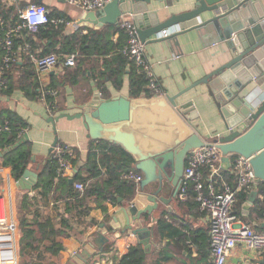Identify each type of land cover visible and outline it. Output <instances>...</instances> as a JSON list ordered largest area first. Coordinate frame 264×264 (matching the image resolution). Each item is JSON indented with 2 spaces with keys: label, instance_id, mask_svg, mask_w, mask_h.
Wrapping results in <instances>:
<instances>
[{
  "label": "crops",
  "instance_id": "0c3cea01",
  "mask_svg": "<svg viewBox=\"0 0 264 264\" xmlns=\"http://www.w3.org/2000/svg\"><path fill=\"white\" fill-rule=\"evenodd\" d=\"M1 2L6 8L13 7V12L17 15L14 23L8 24L6 29L14 27L18 23L20 10H24L29 4L39 3L45 6L50 18H64L69 21V24L65 22L51 23L54 26L61 25L62 28L61 34L54 36L56 41L61 42L64 36L75 31L83 35L92 30L109 32V38L113 43L119 42L122 44L117 49L118 52H121L125 44L126 35L123 30L118 29H121L120 25L116 28L112 25H103L96 28L92 26V22H87V20L80 23L81 18L87 11L69 4L66 0H1ZM185 8L186 6L181 7V9L179 7L176 9L173 7L172 9L179 12ZM122 18L132 20L129 13L122 14L120 19L122 20ZM161 18H163V15ZM0 20L3 21L1 16ZM176 29L179 28L176 27ZM25 30H21L13 41L16 59L12 62L14 64L6 71V86L0 88V116L6 112L15 113L27 123L22 128L24 131L22 137L17 135V138H19L17 142L27 135L25 141L28 142L31 151L27 168L36 172L39 176L42 167L52 158L54 147L59 145L70 150L71 159H75V164L72 166L76 172L79 168H83L88 155L95 152L101 172L97 178L99 180L107 178L106 162L103 160V163H101L99 160L103 156L102 152L105 151L98 147V142L102 141L101 144L103 145L104 143L109 145L113 143L87 138L83 121L77 117L68 119L63 116L55 120L56 132L54 133V126L49 118H54L59 114L73 115L81 111V108L91 100L95 92H99L102 98L116 95L131 97L128 64L121 76L120 86L116 87L113 83L106 81L107 94H103L97 85V79L91 77V67L93 66L91 61L99 60L101 62L103 56L92 53L79 63L80 57L85 56L78 49L70 53H63L60 50V44L57 43L55 45L56 51L50 53L58 55L59 63L52 69L39 70L31 61L30 54L40 55L44 50L49 49L46 42L50 43L51 40L35 36L27 30V33H25ZM172 32H174V29L167 30L169 34ZM29 35L33 37L31 40L28 39ZM179 39L181 41L180 45L173 46V49H170L165 41L144 44L147 60L151 65L154 76L157 78L162 94L172 95L177 93L189 84L203 78L208 72L220 66L230 57L229 54L226 58L225 55L223 56L222 48L225 47L223 43L211 45L208 43L207 38L200 41L194 31L188 34V38L180 36ZM25 45H29L28 50L24 49ZM2 53L1 48L0 59ZM69 54L76 56L74 66L64 65V59ZM258 60L261 68H264V55L262 52H259ZM27 86L31 89L35 87L39 95L36 97L27 96L23 89ZM47 89L58 90L55 100L56 108L53 112L47 110L45 102L42 100V94ZM245 90L252 92L251 96L253 92L255 96L264 95V72L257 78L252 79ZM45 100L47 101V99ZM177 104L179 107L188 105V108L193 110L192 114L189 113L191 116L189 121L202 138L209 139L215 134L225 132L227 122L207 84L201 83L187 91L178 97ZM55 136L58 137L57 143L52 147ZM7 149L0 151V194L5 198L14 236L16 248L14 264L17 261L18 249L21 254L19 264H79V261L75 259V254L81 251L84 242L95 238L97 232L103 233V228L106 230L105 236L108 238V241L104 244V249L106 244L111 245V249L109 251L103 249L101 253L94 255L87 264H117L129 247L135 245L142 246L146 254L145 264H156L157 260H160L158 264H210L209 223L207 215L199 209L194 198L190 197L186 201H179L174 196L167 205L158 204L150 215H143L140 221L133 224L132 227L134 229L136 227L147 228L150 234L145 230L140 233H130L122 229V225L125 224L124 218L114 217V215L121 206L129 205L132 202H136L139 207L143 206L147 203L145 199H142L143 197L140 199L137 195L132 200L124 201L128 200L126 196L125 198H119L117 204H113L107 199H99V203L103 205L102 207L98 206L99 204L93 197H90L86 200V205L80 206L72 197H65L64 192H60L59 188H56L60 179L55 183V178L52 183V191L46 196H43L39 190H35V185L31 190H24L20 186H16L15 181L17 179L13 177L11 167L2 163ZM105 150L108 152L109 149ZM230 169L231 167L222 171L220 176H226L223 179L233 184L236 179ZM82 174L88 175L83 170ZM223 174L224 176H222ZM95 180L97 179H90L92 182ZM84 185L86 187L85 183ZM257 185L242 190L246 191L248 195L239 209L238 218L241 223L248 224L259 231L264 227V212L259 214L252 210L254 201L259 197ZM252 190L257 192L254 201L248 209L244 208V204ZM84 192L85 189L80 195ZM23 194H28L30 197L34 196L36 203L32 205V209L37 208L39 217L49 218L54 223L55 229L61 233L54 237V241L62 246L58 254L54 255L47 251L45 242L36 245L31 242L32 246L28 247L26 245L27 240H21L19 202ZM56 194L60 196L56 198ZM120 200H123V204ZM85 206H87V210L84 209ZM28 219L31 222V215L28 216ZM159 220H162L168 227L159 229L157 227ZM100 224L104 226L102 229L99 227ZM148 236L150 245L141 244L140 241ZM23 256H26L27 259L24 258L23 260ZM236 260L239 261L235 264H264V251H256L238 244L231 251L227 262L228 264H234L233 261Z\"/></svg>",
  "mask_w": 264,
  "mask_h": 264
},
{
  "label": "water",
  "instance_id": "95a60500",
  "mask_svg": "<svg viewBox=\"0 0 264 264\" xmlns=\"http://www.w3.org/2000/svg\"><path fill=\"white\" fill-rule=\"evenodd\" d=\"M183 6L186 8L179 12L172 9ZM125 13L131 15L144 44L165 41L173 49L180 45V36L188 38L194 31L200 41L207 38L211 45L223 43V56L230 55L220 66L175 94L102 98L95 92L81 111L49 118L54 133L55 120L63 116L81 118L87 138L118 145L133 157L134 168L142 175L135 198L137 195L140 199L143 197L147 203L141 207L136 202L123 205L114 217L124 218L123 230L130 233L145 230L150 234L147 228H132L133 224L143 215H150L158 204L167 205L176 196L191 149L216 146L221 153L219 173L229 168L230 155L247 158L254 183L264 184V95L255 96L253 92L255 97H252V92L245 90L252 79L264 72L258 60L259 52L264 55V0H111L102 8L87 11L80 23L87 20L96 28L103 25L118 27L120 17ZM171 29L174 32L160 35ZM201 83L209 86L227 128H231L218 138H202L189 121V113L193 110L188 105L179 107L177 104L178 97ZM57 139L55 136L52 147ZM25 140L27 135L5 152ZM37 179L38 174L26 168L15 184L31 190ZM68 182L73 184V177H69ZM256 194L255 190L249 193L244 208H249ZM99 227L104 226L100 224ZM102 232L82 244L81 251L75 254L79 264H87L103 251L108 238L104 228ZM140 243L149 246V236Z\"/></svg>",
  "mask_w": 264,
  "mask_h": 264
},
{
  "label": "built area",
  "instance_id": "2783aa9c",
  "mask_svg": "<svg viewBox=\"0 0 264 264\" xmlns=\"http://www.w3.org/2000/svg\"><path fill=\"white\" fill-rule=\"evenodd\" d=\"M66 1L83 10L90 11L102 8L111 0ZM18 19V23L14 27L6 29L0 38L3 52L0 60V88L5 87L7 84L6 71L16 59L13 41L21 30L26 29L33 34L38 31L39 27L48 23L65 22L69 24V21L64 18H50L45 6L39 3L29 4L24 10H20ZM0 24H3V21L0 20ZM119 25L126 35L121 53L133 63L138 73L145 76V88L150 95L162 94L157 78L154 76L151 65L147 60L145 45L138 37L137 26L132 20L126 18L120 19ZM160 35L165 36L167 32L162 31ZM24 49L28 50L29 45H25ZM30 58L39 70L52 69L59 63L56 53L37 56L30 54ZM75 61L76 56L69 54L64 59V65L74 66ZM57 95L58 90L56 89H47L42 94V100L49 112H53L56 108ZM46 96L52 98V103L45 100ZM8 129V122H4L0 126V131ZM230 129L226 128L225 131ZM23 133L24 131L21 129L18 136L22 137ZM220 135V133L215 134L212 138H218ZM209 141L211 142V139ZM53 151L52 157L57 163L55 183L59 179L73 177L75 171L70 160V150L56 145ZM220 165L221 153L216 146L205 145L191 149L187 153L183 175L176 192V198L179 201H186L190 198L189 188L192 186L196 193L195 200L199 209L207 215L211 250L210 264H228V256L238 244L256 251H264V227L257 231L250 225L241 223L238 215L233 211L238 192L255 185L248 159L240 155H230L229 168L231 167V173L236 179L234 185L220 176ZM141 177V173L133 169L123 172L120 176L122 180L135 184L138 183ZM74 188L82 193L85 185L82 182H74ZM1 254H9L7 257H10V260L16 259L14 236L6 201L3 195L0 194V258ZM1 261L3 259H0V264Z\"/></svg>",
  "mask_w": 264,
  "mask_h": 264
},
{
  "label": "trees",
  "instance_id": "16d2710c",
  "mask_svg": "<svg viewBox=\"0 0 264 264\" xmlns=\"http://www.w3.org/2000/svg\"><path fill=\"white\" fill-rule=\"evenodd\" d=\"M0 16L4 23L0 24V37L3 36V31L7 28L8 24L14 23L17 19V15L13 12V7L6 8L0 0ZM50 16V15H49ZM116 28V27H115ZM61 25H53L51 23L42 25L39 27L35 36H41L46 38V40H51V42H46L47 49L44 50L40 55L56 51L55 45L60 44V50L63 53H70L75 49H78L82 55L85 57H80L79 63L89 57L92 53L96 55H101L102 61L94 60L91 61L93 66L91 67V77L97 79V85L99 86L103 94H107L105 82H111L116 87L121 84V76L124 74L126 66L128 64L129 70V85L131 88V97L141 96L143 93L146 96H150V93L145 88L146 79L145 77L138 73L133 63L128 60V58L117 49L121 47V43H113L109 36V32L102 31H89L87 34H80L78 31L63 37L62 41L54 40V36L61 34ZM119 30H122L118 28ZM117 29V30H118ZM115 30V29H114ZM25 33L27 31L25 30ZM33 37L29 35L28 39L31 40ZM51 48V49H50ZM1 56V47H0ZM1 60V59H0ZM12 63L11 65H13ZM10 65V66H11ZM80 67V66H79ZM25 94L29 97L38 96V92L33 87L32 90L29 86L23 88ZM36 91V92H35ZM47 101L52 103V98L46 96ZM8 122L9 129L0 131V151L12 147L19 138H17L20 130L27 125V123L17 114L6 112L0 116V126L4 122ZM102 141L98 142V147L101 148L103 156L99 159L101 163L105 160L106 171L108 172L107 178L99 180L97 177L101 174L99 170V163L95 156V152L88 155L86 162L82 169L73 175L74 182H82L86 184L85 192L80 195V192L74 189L73 184L68 182V179H60L58 186L56 187L60 192H64L65 197H72L80 206L86 205V200L93 197L94 200L102 207L99 203L100 200H109L113 204L118 203L119 198L128 197L129 201L132 200L136 195L137 186L133 182H127L120 178L123 172L128 170H136L134 168L133 157L124 151L120 146L115 144H101ZM97 147V146H96ZM105 149H109L106 152ZM110 153V154H109ZM113 157H112V156ZM31 156L30 146L28 142H21L20 145L14 147L7 151L3 156V165L10 166L12 175L15 179H18L24 170L27 168ZM69 157V156H67ZM105 158V159H104ZM71 164L74 166L75 159H71ZM57 163L52 157L50 160L42 167L37 182L34 189L39 190V192L44 196L52 191V183L56 176ZM82 170L86 171L88 175H83ZM137 171V170H136ZM225 174V173H224ZM224 174L222 176H224ZM96 178L94 182L90 179ZM223 178H226L223 177ZM230 183V181H229ZM235 183V182H234ZM233 183V185H234ZM55 188V189H56ZM259 197L254 201L252 210L259 214L264 212V184L257 185ZM195 191L191 186L189 188V195L191 198L195 199ZM246 191H241L237 194V201L233 206V211L235 214H239V209L242 206L243 201L247 198ZM60 195L56 194L55 197L58 198ZM123 201V200H122ZM121 203L123 204V202ZM34 196L30 197L28 194H23L19 202V227L22 232V241L27 240V246H32L31 242L36 245L41 242H45L47 251L51 254H58L62 248L61 244L54 241V237L61 234L57 229H55L54 223L49 218H40L37 213V208L32 209V205L35 204ZM87 210V206L85 208ZM31 215V222L28 216ZM160 228H167L168 226L164 224L162 220L158 221V226ZM111 245L106 244L105 251H109ZM146 254L141 245H135L129 247L127 252L122 255L117 264H145ZM160 260L155 263L158 264Z\"/></svg>",
  "mask_w": 264,
  "mask_h": 264
},
{
  "label": "bare ground",
  "instance_id": "6f19581e",
  "mask_svg": "<svg viewBox=\"0 0 264 264\" xmlns=\"http://www.w3.org/2000/svg\"><path fill=\"white\" fill-rule=\"evenodd\" d=\"M9 254H1V258L3 261H1V264H14V259L10 260V257H7ZM7 262V263H6Z\"/></svg>",
  "mask_w": 264,
  "mask_h": 264
},
{
  "label": "rangeland",
  "instance_id": "374dc122",
  "mask_svg": "<svg viewBox=\"0 0 264 264\" xmlns=\"http://www.w3.org/2000/svg\"><path fill=\"white\" fill-rule=\"evenodd\" d=\"M18 246H19V243H18ZM19 248V247H18ZM24 258H26L27 259V257L26 256H23V260H24ZM20 260H21V254L19 253V249L17 250V261H16V264H19V262H20ZM22 260V261H23Z\"/></svg>",
  "mask_w": 264,
  "mask_h": 264
}]
</instances>
